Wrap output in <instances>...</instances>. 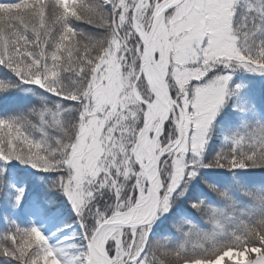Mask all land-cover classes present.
I'll use <instances>...</instances> for the list:
<instances>
[{
	"label": "snow or ice",
	"instance_id": "1",
	"mask_svg": "<svg viewBox=\"0 0 264 264\" xmlns=\"http://www.w3.org/2000/svg\"><path fill=\"white\" fill-rule=\"evenodd\" d=\"M0 264H264V0H0Z\"/></svg>",
	"mask_w": 264,
	"mask_h": 264
},
{
	"label": "trees",
	"instance_id": "2",
	"mask_svg": "<svg viewBox=\"0 0 264 264\" xmlns=\"http://www.w3.org/2000/svg\"><path fill=\"white\" fill-rule=\"evenodd\" d=\"M68 222H69V223H72V220H71V219H69V220H68Z\"/></svg>",
	"mask_w": 264,
	"mask_h": 264
},
{
	"label": "rangeland",
	"instance_id": "3",
	"mask_svg": "<svg viewBox=\"0 0 264 264\" xmlns=\"http://www.w3.org/2000/svg\"><path fill=\"white\" fill-rule=\"evenodd\" d=\"M73 227H76V225H75V224H73Z\"/></svg>",
	"mask_w": 264,
	"mask_h": 264
}]
</instances>
